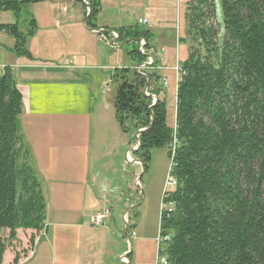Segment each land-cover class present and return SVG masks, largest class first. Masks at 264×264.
Instances as JSON below:
<instances>
[{"label":"trees","instance_id":"1","mask_svg":"<svg viewBox=\"0 0 264 264\" xmlns=\"http://www.w3.org/2000/svg\"><path fill=\"white\" fill-rule=\"evenodd\" d=\"M47 0H0V11L18 14L22 6ZM91 11L100 0H62ZM217 6L222 32L216 22ZM186 60L176 83L175 124L166 123L161 77L146 78L133 69H117L114 117L126 133L131 121L139 136L134 157L147 168L150 151L168 149L175 187L165 202L170 213L160 216V237H167L158 255L165 264H264V0H190L184 11ZM13 40L15 55L30 58L25 33L17 24H0ZM119 42L143 39L149 32L135 27L114 30ZM134 44V43H133ZM128 55L142 63L136 49ZM157 64V61H154ZM22 97L8 67L0 72V232L15 240L17 230L45 228L40 185L21 156L18 118ZM152 118V119H151ZM151 124V127L149 125ZM23 150V151H22ZM5 251L0 236V264ZM16 261V258L13 262Z\"/></svg>","mask_w":264,"mask_h":264},{"label":"crops","instance_id":"2","mask_svg":"<svg viewBox=\"0 0 264 264\" xmlns=\"http://www.w3.org/2000/svg\"><path fill=\"white\" fill-rule=\"evenodd\" d=\"M186 4L187 2L183 7L184 11ZM35 5H44L41 7H46L42 9L44 14L37 15L31 13L26 24L27 28L23 31L19 29L25 33L29 27V23L33 21L35 33L37 31V33L39 32L44 35H39L38 37L34 33L27 40L26 48L31 56L30 58L15 55L10 50L13 47V40L4 33L0 34V67H8L10 69L16 83V88L21 94L22 111L19 116L23 115L27 119V122L31 120V130L29 132L25 131L23 135L20 132L21 140H23L26 149L29 148L35 153L39 154V152L51 149L57 152V154H54L55 158L53 161L40 159L39 165L36 167L38 170L36 169V171L43 176L46 173V169H53V173L50 175H52V179H57V181L53 180L57 197L70 199L64 207L80 205L82 212L87 216V220L92 213L97 212L104 206L109 207L111 213L115 209L122 210L128 208L132 210L134 209L131 203L132 195L120 193L119 198H116L115 195L120 190L117 179L118 166L122 163L132 164L128 159L132 155L130 154V149L133 145L128 144L130 149L125 151L127 146L126 139L124 133L118 127L114 117V110L108 102V97L102 99L94 89L95 87L101 88V84L107 82V79H98L99 81H96V86L93 79L87 80L84 78L80 81L78 79L79 77H83L81 73L87 69L101 72L102 77L103 75H107L109 78L111 70L120 68L118 65L117 67H112L103 62V58L109 59L110 56L99 46L103 45L113 53L120 45L111 47L97 40L95 31H113L124 27H114L111 29L107 26L94 25L93 28L88 27V29L80 25H78L79 27H75L77 23L72 16L67 15L70 5L73 7L79 5L73 2L64 3L62 0H47L22 7ZM58 6L62 7L61 11L63 15L56 8ZM146 9L150 10L147 12V16H150V24L145 29L150 35L149 44L156 49L163 50L165 58L164 66L167 69L157 72L161 79L164 78L167 82L166 76L173 72L172 68L176 64L179 65L175 48L176 44H174L173 48V43L185 46L186 54L184 60H186L188 55V45L185 42L182 43L185 38V22L184 31L181 36L179 35V24L175 23L173 26L172 21L168 22L164 18V13L172 10L170 2L163 1L158 3L150 1L147 3ZM62 36H65V43L72 38L73 52L68 46L64 52L55 51V38L58 39ZM130 43L136 44L135 42ZM67 50L71 51V53ZM87 56L93 57L99 64L93 63L91 66H88L87 62L83 60ZM65 57L71 59L66 60ZM64 60L71 61L72 65L65 66ZM117 63H119V60H117ZM149 71L151 70H143L145 73ZM161 79L159 85L162 87ZM81 82L85 83L87 87V106L84 109H81V111L63 112L58 107H55L59 103L58 96L63 95L62 90L72 88L76 92L78 84ZM103 92L107 94L104 90ZM70 97V103L76 104V98L71 94ZM48 115H51V117H47ZM51 119L54 120L56 127L47 131L44 130L43 124L51 121ZM94 168H98L96 172ZM66 176L69 178H66ZM40 190H42L41 185ZM109 195L112 198L108 197ZM125 213L122 212L121 219L128 226V218ZM111 219L112 217L108 221L110 222ZM61 226L69 228L82 227L81 225ZM89 227L92 228L91 226ZM45 232H47V227L40 232L17 230L15 233L21 235L25 233L27 235V238L23 240L17 236V240L22 241L24 252L12 256L6 250V263L3 260L1 264H26L33 262L38 256V245L41 241L37 240V236ZM51 242L47 239L45 240V243ZM75 243L85 248V257L82 260V264H103L102 261H99L101 254H103L102 242L95 238L94 235L88 236L84 241H76ZM54 244L57 247L54 250L57 251V256L54 255L52 257L50 264H80L75 255H72L70 250H66L68 247L70 248L75 245L73 240L68 238L60 239L58 235H55ZM97 246L98 248L95 251L94 248ZM4 253L2 259L4 258ZM125 253L126 251H123L119 255V260ZM15 258L16 261L13 262Z\"/></svg>","mask_w":264,"mask_h":264},{"label":"rangeland","instance_id":"3","mask_svg":"<svg viewBox=\"0 0 264 264\" xmlns=\"http://www.w3.org/2000/svg\"><path fill=\"white\" fill-rule=\"evenodd\" d=\"M163 2L168 1L172 4V10H168L164 14V18L170 22L174 26L175 23L179 24V35L182 36L184 31V21H183V12H184V5L186 2L190 0H100V11L98 14L91 20V24L94 26H107L109 29L114 27H135L137 26L139 30H145L148 26H142L137 23L138 19H147L148 24H150V16H147V12L149 9H146V5L148 2ZM66 3V1H64ZM36 4V3H35ZM44 5H35L30 7H22L21 11L15 15L13 12H3L0 11V24H15L17 22L18 27L21 31L27 28V21L28 17L31 13H35L37 15H42ZM61 11L62 7H56ZM67 15L72 16V18L77 23L75 27H79L78 25L85 28V18L84 16V9L81 5H76V7L69 6L68 7ZM174 8V9H173ZM87 13V7L85 9ZM61 14L63 15L62 11ZM216 22L220 25V30L222 32V15L220 11V7L217 6L216 10ZM174 28V27H173ZM86 29V28H85ZM103 31V32H100ZM95 31V35L97 40L99 35L97 33L104 34L106 38L110 39L112 34H116L113 31H106L100 30ZM2 32H0L1 34ZM39 37V32L35 33V35ZM117 35V34H116ZM44 36V35H43ZM64 37L62 36L58 39L55 38L56 41V52H64L66 51L67 46L70 47L71 51L73 52L72 41L69 39L66 43L64 41ZM118 35L116 39L111 38L109 41V46L111 42L113 45L119 46L117 50L113 53L109 49L105 48L103 45H99L105 53H107L109 59L103 58V62L109 64L110 66L114 67L117 65L121 68H128L133 69L136 73L138 72V68L141 65L146 63V58L144 57V61L142 63H136V60L132 59L128 53L133 49H136L138 52V43H124L119 42ZM143 40V39H141ZM126 42V41H125ZM128 42V41H127ZM104 43V42H103ZM146 43V42H145ZM184 43V41L182 42ZM176 44V53L179 60V64L184 61V57L186 54L185 46ZM136 45V46H135ZM147 45V43H146ZM106 46V45H105ZM111 46V47H117ZM108 47V46H107ZM110 47V48H111ZM148 47L158 51L152 47L148 42ZM69 51V50H67ZM69 51V53H71ZM139 53V52H138ZM156 58H159L157 54H154ZM31 57V56H30ZM164 61L160 62L159 66L163 70H167L165 65V58L162 55ZM161 58V57H160ZM66 60H70L71 58L65 57ZM153 63L150 65H146L145 69L147 70H155L158 65L154 63L155 59L152 57ZM87 62L88 66H91L93 63H97L98 61L93 59L91 56H87V58L83 59ZM119 60V63H117ZM65 61V60H64ZM63 65V61L61 62ZM95 64V65H96ZM75 66V64H74ZM180 68V65H179ZM160 71H163V70ZM116 69L110 71V76L108 78L107 75L101 76V72L95 71L93 69H87L82 71L83 77H79V81L81 79L99 81L101 79H107V87H104L101 84V88L107 92L104 93L100 87H95L94 89L97 91L98 95L105 99L108 97V102L111 104L113 108V98L116 89V84L112 82L111 78L114 75ZM145 73V72H144ZM146 74V73H145ZM168 74V73H167ZM175 73H169L166 77L168 79L166 88H162L159 83L156 84V87H160V91L158 94L159 99L164 100L165 102V109H166V123L169 127L173 128L175 124V93H176V75ZM174 77V81H173ZM99 79V80H98ZM63 85V84H62ZM69 85V83H67ZM86 85L85 83L78 84V90L75 92L72 88H67L62 90L63 95H59V103L55 106L58 107L60 111L63 112H72L81 109H84L87 105V93H86ZM70 94L76 98V104H71V97ZM149 95V94H147ZM105 101V100H104ZM114 110V108H113ZM47 117H51L48 115ZM117 122V121H116ZM19 129L21 134L29 132L31 130V120L27 122V119L23 117V115L19 116L18 118ZM118 124V123H117ZM127 128V132L124 133L119 125V129L122 133H124L126 139V148L125 151L130 149L128 144L135 146V138L134 135L136 133L133 123L129 120L125 123ZM56 127L54 120L46 122L43 124L44 130L53 129ZM23 137V136H22ZM23 143V140H21ZM23 143V148L24 147ZM28 152L26 154H22V159L25 158V164L32 170L34 173V177L42 186V196L44 199L45 205V227H47V232L44 234H40L38 237V241H40L38 245V256L35 258L33 262L26 263V264H50L52 261V257L57 256L56 246L54 244L55 235H58L60 239L68 238L74 241L72 247H68L66 250H70L72 255H75V258L79 260L80 264H82V260L84 256L85 248L82 245H78L75 243L76 241H81L87 238L90 235H94L95 238L100 240L103 246V254H101L99 261L103 262V264H121L119 260V255L122 254L123 251H126L125 254L128 256L126 257V264H161L160 259L161 257L158 255V251L162 252L163 244L159 242V230H160V211L162 205V196L164 192L165 183L167 181V177L170 172L171 167V159L168 156L169 150L168 149H153L150 151V160L147 164V168H143L142 165L138 164L136 158L134 157V152H130L129 162L122 163L118 166V174L117 179L120 185V190L116 192V198H119L120 193H125L126 195H132V207L134 209L129 210L126 209H115L113 213L110 210V217H112L111 221L108 223L106 222L104 227L102 228H94L90 225L89 218L87 220V216L85 213L82 212L80 205H73L72 207H64L67 201L70 199H62L61 197H57L55 188L53 186L54 181H57L56 178L52 179L53 169L50 170L46 169V173L48 177H46V173L42 176L41 173L36 171L37 165H39V160L41 159H49L53 161L57 152L51 149L48 151L39 152V154L31 149L27 148ZM23 151V150H22ZM98 168H94L96 172ZM38 170V169H37ZM94 172V173H95ZM63 177V176H62ZM138 177V182L135 180ZM66 178H69L66 176ZM54 180V181H53ZM135 180V181H134ZM58 191V190H57ZM111 195V194H110ZM108 196L112 198L111 196ZM107 201V200H106ZM167 205V203H165ZM107 207V206H106ZM109 208V207H108ZM102 209V208H101ZM100 209V210H101ZM110 209V208H109ZM98 210V211H100ZM122 212H126L125 215L127 216V224H129L126 228L123 220L121 219ZM89 223V225H88ZM61 225L67 226H82L81 228H69V227H62ZM133 225V226H132ZM91 226L92 228H90ZM88 228V229H86ZM75 229V230H74ZM125 229L127 232L125 234ZM74 230V231H73ZM46 235V236H45ZM0 236L3 239L5 245V251H9L12 256L18 255L23 253V246L22 241L17 240V236L19 239H26L27 235L17 234L16 239L10 241L8 239V231L2 230L0 232ZM64 236V237H63ZM48 240L51 243H45V240ZM77 244V245H76ZM52 246V248H51ZM98 246L95 247V251L97 250ZM32 249V248H31ZM17 250V251H16ZM4 251V252H5ZM7 251L4 253V258L1 260V263H6L7 259ZM3 256V255H2ZM75 259V261H76ZM102 259V260H101Z\"/></svg>","mask_w":264,"mask_h":264},{"label":"built area","instance_id":"4","mask_svg":"<svg viewBox=\"0 0 264 264\" xmlns=\"http://www.w3.org/2000/svg\"><path fill=\"white\" fill-rule=\"evenodd\" d=\"M137 23L139 25H142V26H148L149 22L147 19H138ZM99 35L98 39L99 41L101 42H104L105 44H109V41L111 38L113 39H116L117 38V35L116 34H112V36H110V39L106 38L104 34H101V33H97ZM138 52L141 56H151V58H146V63L147 65H150L153 63V59L152 57H154L155 61H157V64L158 67L155 69V71H160L162 68L159 66L160 62L164 61L162 55H163V50L162 49H159L158 51L148 47V45H146L145 41L144 40H141L139 41L138 43ZM154 54H157V56H159V58H156L154 56ZM161 57V58H160ZM64 64L65 66H70L72 65V62L71 61H64ZM4 67H0V72H2ZM143 70H147L145 69V67H141V68H138V72H141L140 74L142 75H146ZM163 70V69H162ZM172 71L175 73L177 79H176V83L178 81V77H179V74L181 72V69L179 68V65L176 64L174 66V68H172ZM161 83H162V88H166V85H167V82H166V79H161ZM103 86L104 87H107V84L106 83H103ZM172 188H173V178L170 176V172H169V175L167 177V181L165 183V187H164V192H163V196H162V205H161V211H160V216L162 213H170L172 211V205L170 203H167L165 202V199L168 197L169 193L172 192ZM165 203H167V205H165ZM110 218V209L106 206L102 207V209L100 211H97V212H94L92 213L90 216H89V222H90V225L94 228H102L104 227L105 223L108 221V219ZM168 238L167 237H160L159 238V242L160 243H163L164 241H166ZM122 262H125V260H122ZM160 263L161 264H165V261L164 259H160Z\"/></svg>","mask_w":264,"mask_h":264},{"label":"water","instance_id":"5","mask_svg":"<svg viewBox=\"0 0 264 264\" xmlns=\"http://www.w3.org/2000/svg\"><path fill=\"white\" fill-rule=\"evenodd\" d=\"M90 13H91V11H90V9L87 7V13H86V18H85V28L86 29H88V18H89V16H90ZM100 32H103V31H100ZM139 41H141V39H139V40H135L134 42H136V43H139ZM129 42H133V41H129ZM124 43H128V42H124ZM110 45L111 46H117V44L116 45H113V42H111L110 43ZM121 45V44H120ZM145 58H151V56H144ZM147 64H144V65H141L140 66V68L143 66V67H145ZM139 75H141V76H143L144 78H146V80H147V82H146V85L144 86V88H143V94L145 95V96H147V97H151L152 98V105L151 106H154L155 104H156V102L158 101V99H157V97L156 96H154V95H147V93H146V91H147V87H148V83H149V79H148V77L146 76V75H142V74H140L139 73ZM152 119V118H151ZM149 127H151V124L149 125ZM145 131V129H143V130H138V131H136V133H135V135H134V138H135V146L134 147H132L131 149H130V152L132 153V152H135V151H137L138 150V148H139V141H138V138H139V136L143 133ZM139 165L141 164V162L140 161H136ZM142 165V164H141ZM143 167V166H142ZM137 182H138V177H136V179H135ZM126 226V228H127V225H125ZM126 232H127V229H125V234H126ZM128 255L127 254H125L122 258H121V260H120V263L121 264H126L125 262H122V260H125L126 261V257H127Z\"/></svg>","mask_w":264,"mask_h":264},{"label":"bare ground","instance_id":"6","mask_svg":"<svg viewBox=\"0 0 264 264\" xmlns=\"http://www.w3.org/2000/svg\"><path fill=\"white\" fill-rule=\"evenodd\" d=\"M174 187H175V182H174V180H173V188H172V190L174 189Z\"/></svg>","mask_w":264,"mask_h":264}]
</instances>
